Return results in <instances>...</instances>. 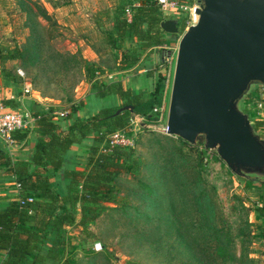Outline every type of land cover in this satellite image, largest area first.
Wrapping results in <instances>:
<instances>
[{
	"label": "trees",
	"instance_id": "1",
	"mask_svg": "<svg viewBox=\"0 0 264 264\" xmlns=\"http://www.w3.org/2000/svg\"><path fill=\"white\" fill-rule=\"evenodd\" d=\"M15 1L24 14L28 37H32L30 49L22 45L0 49V59H18L24 67L30 64L42 70L41 66L47 65V58L61 60L62 57L60 65L53 70L61 75L67 74L74 65V53H66L64 57L58 52H53L54 55L45 54L42 37L37 32V27L40 26L38 20L48 22L52 17L34 0ZM128 7L130 17L124 16V7L121 6L113 15L111 31L106 33L107 42L114 54L116 70L133 66L149 48L162 49L170 38L159 28V22L163 18L153 0H138L137 5L131 4ZM52 24H55L54 20ZM177 25L181 31L184 28L183 19ZM129 37L134 38L133 45L130 48L122 47L123 40ZM77 60L82 64L84 79L90 83L94 93L99 96L114 94L124 101L123 105L132 106L130 112L150 122L157 120L158 113L152 111V108L158 102L163 75L158 76L152 93L143 99L140 93L131 94L129 88L124 89L119 81L108 83L109 81L94 80L95 72L102 73L98 71L97 65L87 62L80 55ZM31 84L36 86L34 78ZM73 85L74 81H71L70 87ZM61 90H64L66 98L70 97L71 91ZM27 105L30 115L34 118L31 130H16L11 135L20 141L29 132L36 133L37 138L28 157L12 161L0 145V168L12 178L14 185L17 184L16 193L6 197L7 202L0 209V264H41L45 260L55 262L54 264H75L70 254L79 243L71 242L75 239L77 241V235L67 231V227L83 228L88 220L104 212L108 208L105 204L114 203L116 200L119 174L138 172L140 163L133 157L132 148L109 144L108 139V135L116 130L131 135L127 131L129 110L114 115L115 110L110 111V107L105 106L92 114L80 117L76 113L81 108V103L72 99L64 108L67 113L61 117L64 120L72 117V120L61 130L53 120L52 107L42 109L33 100ZM253 127L260 135L264 133V121L256 120ZM84 139L89 140L85 166L83 169H76L70 164L72 158L68 151L71 145ZM163 139L167 144L159 145L164 152L159 168L162 169L163 175L171 172L169 176L172 180H178L176 186L181 189L180 194L188 196V199H182L188 204L189 211L180 206L184 208L190 222L185 227L186 238L182 236L181 243L176 246H181L185 251L183 264H254V259L248 257L245 252V241L242 239V232L246 227L241 224L236 227L238 234H241V248L236 254L235 232L225 228L221 221L216 219L208 191L211 186L204 184L198 174L191 172L184 160L195 151L198 156L197 164H200L203 147L200 151L196 148L197 145L202 146L201 140L189 144L171 135H166ZM250 182L257 186V212L259 216L264 217V181ZM163 187L167 195L165 200L168 202V214L163 218L167 222L166 227L157 234H169L174 231L178 237V234L183 235V231L175 225L173 217L180 214L181 210L176 207L178 203H173L171 198L173 188L168 189L166 183ZM136 195L146 202L141 216L148 217L147 210L159 203L157 198L155 201V198L149 197L156 196L155 190L150 188V185H144ZM26 197H31V201L21 202L25 201ZM175 210L179 213L174 212ZM153 212L155 213L156 209H153ZM153 244L159 245V242L154 241Z\"/></svg>",
	"mask_w": 264,
	"mask_h": 264
},
{
	"label": "rangeland",
	"instance_id": "2",
	"mask_svg": "<svg viewBox=\"0 0 264 264\" xmlns=\"http://www.w3.org/2000/svg\"><path fill=\"white\" fill-rule=\"evenodd\" d=\"M35 1L40 2L39 0ZM134 1L135 0H119V4L122 3V6L125 8ZM184 1L186 3H191L192 0ZM115 2L116 0H105L104 5H116ZM14 7L15 6L10 1L2 2V0H0V43L10 47L18 41L22 47L30 49V39L32 37H28V29L22 24L23 16L19 11L14 12ZM48 11L52 17L50 21L38 20L40 26L37 27V32L42 37L44 53H52L54 55L53 52H58L64 57L66 53H69L70 47H73L75 49L73 52V58L75 57L74 65L67 71V74L61 75L53 69L57 65H60L62 57L61 60L59 58L49 57L46 59L47 65L41 66L43 67L42 70L30 64H26L25 67H20V70L25 77H29L30 81L34 78L36 82L35 87H37L42 94L52 96L53 99L59 98V101H57L58 106L60 109H64L72 99H75V86H78L79 82L84 78L82 64L77 60L80 52L78 42L81 36L75 28H71L70 24L65 23V14L63 12H57L55 14L50 10ZM36 12L35 9V15ZM182 18L183 13L176 19L177 24H180ZM53 20L55 24H52ZM184 29L185 27L181 31L178 30L177 34H170V38H168L169 41L161 47L162 49L151 48V50L145 51L139 58L141 61L138 66L133 70L135 73L140 71L136 74L138 77L136 89L133 92L140 93L143 99L147 98V96L152 93L154 83L158 79V76L160 74L163 75L161 88L158 92L159 94L156 93L159 99L158 102L153 105L155 108H158V118L156 121L150 122L142 117L139 119L140 123L138 122L137 126H133L134 133L129 131L131 133L129 137L132 140L130 146L133 150L132 155L139 161L140 166L138 172L135 174H128L126 172L119 174L117 178V195L115 202L106 203L105 206L108 208L95 216L92 220H88L83 228L67 227V231L77 235V241L75 239L71 240V242L79 243L70 254L75 264H130L131 262L136 264H178L181 262V264H183V259L186 256L185 251L181 249V246V248H176V246L181 243L180 239L182 236L186 238L187 230L185 227L188 225V222H190L184 210L185 208L189 211L188 204L184 203L182 199H188V196L185 194L182 196V194H180L181 189H178L176 186L178 180H172L169 176L171 172L168 173V175H163L162 169L159 168V165L163 162L162 157L164 155L159 145L166 146L167 144L163 137L168 134L165 133L163 128L165 126L173 71V64L163 65L165 63L163 59L168 58L172 60L175 57L177 41ZM104 39L105 38H103V42H96L98 43L97 48L99 55V65L96 67L102 74H113V77L111 75V78L102 80L113 83L116 82L115 77H118L117 74H114L116 71L114 54L109 50L110 47L107 46ZM12 41L16 42L13 43ZM124 45L130 48L132 42L126 41V43H123V46ZM150 56L153 62L148 66L149 62L147 60L150 59ZM71 81H74L72 87H70ZM83 86L84 85L78 88L76 94L78 97L77 100L79 99L81 105H83V100L80 98V95L87 94V91L83 90ZM257 87L256 85H252L247 95L239 102L240 110L247 113L250 122H252L255 116L252 109L254 100L257 97ZM89 88H91L90 84ZM61 89L71 91L70 97L66 98L63 93L64 90ZM90 91L92 90L90 89ZM255 92L256 95L252 103V108L249 109L243 101L249 94L253 95ZM92 99L94 103H92ZM92 99L89 98V101L92 104L96 103V108L108 105L110 111L118 109L124 103L123 100L111 98L110 96L108 99L104 98L101 101L96 97H92ZM47 100L48 99H46V101ZM124 111L126 112L128 110ZM134 115L136 114L129 111L130 118H133ZM59 119L64 120V118ZM257 133L260 135L258 130ZM260 136L264 138V133ZM201 149L202 146L197 145L196 150L200 151ZM204 157L206 158L205 161H203ZM184 160L191 172L195 175L198 174L200 180H202L204 184L211 186V188L208 187V191L214 206L216 219L217 221H221L225 228L232 229V231L235 232L234 248L236 254L239 253L241 248L239 241L241 234H238L236 227L241 224L243 227H246V230L242 232V239L245 241L244 248L247 256L254 259V264H264V217L259 216L257 212V207L259 206V200L256 197L257 186H254L250 182V178L253 177L242 179L235 176L219 159L214 150L203 149V151H201L199 165L197 164L198 156L195 151L192 155L184 158ZM3 180L7 182L12 181V179L6 177ZM257 181H264V177L259 178V180L257 179ZM165 183L168 189L170 188L171 190L173 188L170 194L171 198L173 203H178L176 207H179L181 210L180 214L173 217L175 225L183 231V235L178 234V237L175 235L174 231L169 234L168 232H161L160 235L157 234L166 227L165 222H167V220L163 218L168 214V202L165 200L167 197L165 191L166 187H163ZM144 185H150V188L155 190L156 196L150 195L149 197L150 199L155 198V201L157 198L159 202L158 205L151 206V208L147 210V212H149L148 217L141 216L144 212L143 210L146 202L136 195ZM14 189V184H0V199H5V193H9L10 190L12 192ZM2 205L3 204L0 203V207ZM135 208H137V210H135ZM153 209H156L155 213ZM174 212L179 213V211L176 210ZM154 241H156V243L159 242V245H154ZM54 263L50 260H45L41 264Z\"/></svg>",
	"mask_w": 264,
	"mask_h": 264
},
{
	"label": "water",
	"instance_id": "3",
	"mask_svg": "<svg viewBox=\"0 0 264 264\" xmlns=\"http://www.w3.org/2000/svg\"><path fill=\"white\" fill-rule=\"evenodd\" d=\"M197 19L178 38L165 133L214 150L231 173L264 177V138L239 108L252 85L264 88V0H195ZM159 28L177 34L174 18ZM131 105H123L114 115Z\"/></svg>",
	"mask_w": 264,
	"mask_h": 264
},
{
	"label": "crops",
	"instance_id": "4",
	"mask_svg": "<svg viewBox=\"0 0 264 264\" xmlns=\"http://www.w3.org/2000/svg\"><path fill=\"white\" fill-rule=\"evenodd\" d=\"M9 1L15 6L14 12L19 11L22 14L23 16L22 24L24 25L23 23L24 14L17 6L16 1L15 0H2V2H9ZM39 1L40 2H37V1L36 2L42 5L50 16L51 14L48 10H50L51 12H54L55 14L57 12L59 13L63 12L65 14L64 16L65 23L70 24L71 28H75L77 32L80 33L81 37L79 38V42H78V46L80 50L79 52L80 57L86 60L87 62L93 63L94 65H99V58H98L99 55H98L97 45L98 43L103 42V38H105L104 42L107 44L108 47H110V44L107 42V39H106V33L111 31L113 15L116 14L117 9L121 8L122 3L119 4V0L118 1L116 0L117 2V3L115 2L116 5H112V4L104 5L105 0H39ZM137 2L138 1L135 0L132 4L137 5ZM126 9L129 10V7L124 8V12H123L124 16H125ZM176 17L177 16L175 17L172 16V18H175V19ZM164 35H166L167 38L169 37L168 33H164ZM126 41L132 42V45H133L134 38L133 37L125 38L123 40V43H126ZM12 42L15 43L16 41H12ZM123 43L121 44L122 47L128 48L127 46L125 47V45L123 46ZM1 44L2 43H0V49L12 48L13 46L21 47V44H19L18 41L10 47L8 45H5V44L1 45ZM153 49L155 48L153 47ZM74 50L75 49L73 47H70L69 53L73 54ZM109 50H111V47L109 48ZM148 50H151V48L147 49L146 51ZM151 58L152 57L150 56V59L147 60L149 62L148 66H150L151 62H153ZM18 61H19L18 59H8V58L0 59V93L3 97L4 102L9 107H17L18 103L20 102L28 110L27 104L29 101L33 100L42 109H46L49 106L52 107L53 110L60 109L57 103V101H59L58 98L53 99L52 96L42 94V92L38 88H36L35 86L31 84V81L29 80L28 76L25 77L23 75L22 77L17 74L16 70L22 67L21 63ZM140 61L141 59H139L136 64H134L133 66L129 68H126L123 70H116L114 72V74L115 75L117 74L118 76V77H115V80L119 81L124 89L129 88L131 94H133L134 93L133 91L136 89V83H137L136 81L138 77L136 76V74L140 72L138 71L135 73L133 70L135 69L136 66H138ZM111 75L113 77V74ZM25 83H28L30 85L29 93L23 92V86ZM89 84L90 83L87 82L83 78L79 82V85L75 86L76 91H74V98H75L74 100H77L78 98L76 95L77 90L82 85H84L83 90L87 91V94L80 95V98H82L83 100L82 101L83 105H81V108L78 110V113H76V115L80 117H84V116L94 113L101 107H105V106H101L99 108H96V103L92 104L94 103V100L92 99V97H96L100 101L103 100L104 98L108 99L109 96L111 98L120 100L114 94H106L104 96H99L97 93L90 91L91 88H89ZM257 91L258 90L256 89V92ZM256 92L253 95L249 94V96L243 101V103L249 109L252 108V103L255 98ZM89 98L93 100L92 103H90ZM46 99L48 100L46 101ZM86 106L89 108H87ZM59 118L60 117H53V120L58 123L59 128L61 130H64L67 123L72 120V117H70L68 120H60ZM36 138H37L36 133L31 131L27 134L25 138H23L20 141L15 140L13 138L14 140L13 143L11 145H8V144L3 143L0 140V145L3 148V150L10 155L12 161H15L20 158L26 159L32 150V147L36 141ZM88 143H89V140L84 139L81 142L70 146L68 153L72 158L70 161V164L72 167H75L76 169L84 168L85 155H86V149H87ZM5 177L12 179L10 176L4 174L3 170L0 168V184L1 185L14 184L13 180L11 182L4 181L3 179ZM15 193H16V187L14 190H12V192L11 190L9 193L6 192L5 196L6 197L13 196ZM0 201H1L0 203L3 204L0 207L1 209L5 206L7 201L5 199H0Z\"/></svg>",
	"mask_w": 264,
	"mask_h": 264
},
{
	"label": "built area",
	"instance_id": "5",
	"mask_svg": "<svg viewBox=\"0 0 264 264\" xmlns=\"http://www.w3.org/2000/svg\"><path fill=\"white\" fill-rule=\"evenodd\" d=\"M155 5L158 7L160 13L163 16V19L172 18V16H177L183 13V22L184 27L188 25L194 24L197 19V14L195 13V9L197 7L196 1L192 0L191 3H186L184 0H153ZM125 16L127 18L130 17V12L128 9L125 10ZM175 19V18H174ZM166 64H174V58L169 60L168 58H164ZM19 76L23 77V72L20 69L16 70ZM105 78H111V74L109 73H94V80L102 81ZM257 97L254 100L253 111L255 116L250 122L252 125L256 120L264 121V88L257 87ZM23 92H30V85L25 83L23 86ZM79 100V99H78ZM152 111L159 112L158 108L153 107ZM67 111L65 109H57L51 112L54 117H64ZM142 117L140 115H134L133 118H130L127 123V131H134L133 126H137L138 122ZM34 118L30 115L29 111L19 102L17 107H9L4 103L3 97L0 93V140L8 145L13 143L12 132L16 130H31L33 125ZM140 123V122H139ZM165 131V126L163 128ZM134 133V132H133ZM109 144H118L121 146H131V139L128 135L124 133L122 130H116L108 135ZM204 149V148H203ZM206 158H203L205 161ZM17 187V184H15ZM31 201V197H26L25 201L21 202H29Z\"/></svg>",
	"mask_w": 264,
	"mask_h": 264
},
{
	"label": "flooded vegetation",
	"instance_id": "6",
	"mask_svg": "<svg viewBox=\"0 0 264 264\" xmlns=\"http://www.w3.org/2000/svg\"><path fill=\"white\" fill-rule=\"evenodd\" d=\"M123 106V105H122Z\"/></svg>",
	"mask_w": 264,
	"mask_h": 264
}]
</instances>
